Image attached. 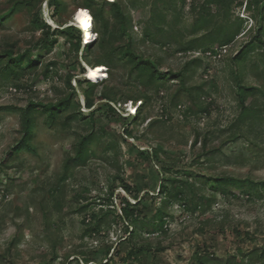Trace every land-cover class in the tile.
<instances>
[{
    "label": "rangeland",
    "instance_id": "rangeland-1",
    "mask_svg": "<svg viewBox=\"0 0 264 264\" xmlns=\"http://www.w3.org/2000/svg\"><path fill=\"white\" fill-rule=\"evenodd\" d=\"M58 1L53 16L54 0H0V264L98 263L112 254L111 264H123L135 245L147 251L127 264H264V46L250 44L257 34L264 39V0L208 7L219 22H227L229 8L231 23L242 26L217 51L222 56L209 53L221 48L217 44L183 48L204 33L195 31L204 0H109L120 4L122 16L105 0ZM82 9L93 17V37L86 42L79 32L77 51L67 32L78 33L71 26ZM154 9L163 12L156 22L165 29L148 35ZM128 48L159 73L183 77L145 85L149 71L140 77L133 70ZM8 50L22 56L14 61L16 74L3 68ZM242 50L244 59L236 63ZM194 58L200 61L187 68ZM97 64L106 66L107 77L91 80L95 106L88 108L85 73ZM237 72L245 85L259 87L247 104L263 110L240 127ZM103 94L107 98L98 100ZM67 98L54 120L43 109L31 112L35 127L24 143V109ZM109 101L115 111L105 105ZM132 104L142 108L139 119L130 116ZM85 135L88 159H77L65 175V161ZM221 176L255 183L215 191L209 178ZM120 178L135 185L136 197ZM163 182L184 191L166 208V231L149 234L138 224L127 239L128 223L105 212L127 197L140 200V218L152 221L165 202ZM190 186L196 195L214 196L211 205L186 207ZM103 214L100 229L89 231Z\"/></svg>",
    "mask_w": 264,
    "mask_h": 264
},
{
    "label": "trees",
    "instance_id": "trees-1",
    "mask_svg": "<svg viewBox=\"0 0 264 264\" xmlns=\"http://www.w3.org/2000/svg\"><path fill=\"white\" fill-rule=\"evenodd\" d=\"M159 5L162 3V0H159ZM106 3L110 4L112 8H115L119 16H122V10L120 7V4L117 1H109L105 0ZM230 0H204V3L201 6V13L200 16L196 20V27L195 31H204L203 34L200 36H197L191 40L189 43V46L183 47L185 50H193L196 48H202V49H207L209 45H214L217 44L216 46H224V45H229L231 44L240 34L242 31V26H234L233 23H231V18L229 14V8H227V12L224 13L225 17L227 18V22H219L216 20L217 16L215 14H211L209 11L210 9L208 8L211 4L215 3L218 5H221L223 7H227V4H229ZM60 5V1L54 0V6L52 7V15L55 16L56 11L58 9V6ZM15 9V8H14ZM264 13V9L262 10ZM264 15V14H263ZM97 15L94 17L96 19ZM163 17V12H157L156 9L153 10V15H152V24L147 31L148 35L155 34L159 31H164V26H160L156 22V18L162 19ZM45 26L48 27L49 31L52 27L50 24H46ZM71 29L73 30H78L77 34H73L71 32H67L72 38H74L75 41V46L77 51L82 47L81 44V37L80 33L81 32L76 26H71ZM47 31L49 34L50 32ZM61 30L59 28L55 29L53 33H58ZM261 31V28H260ZM259 31V32H260ZM196 33V32H195ZM83 39V38H82ZM44 42V41H43ZM255 42H258L262 46H264V39L260 34H257L253 36L252 40L250 41V44H254ZM48 45V44H47ZM87 47V46H86ZM85 48V47H83ZM244 50L238 52L234 56V61L236 63L240 62L241 60L244 59L243 56ZM6 55L9 57V62L4 65V70H8L10 72H13L14 74L17 73L15 70L14 66V61L16 59H22V56L19 57H14V52L12 50H8L6 52ZM125 55L130 56L132 61H134L133 64V70H138L140 73V77L144 76L145 72L149 71L148 74V79L146 80L145 85H151L154 83L157 79L159 78H181L183 77L184 73L183 72H171V71H164L159 73L158 70L153 69L154 65L149 59H141L137 54H135L130 48L125 52ZM3 57V54H0V61ZM198 61H200V58H194L187 64V68L191 64H195ZM12 63V65H11ZM35 66L34 63L29 64V67ZM186 68V69H187ZM236 84H237V89H238V95H239V100H240V105H241V113L237 118V124L239 127L247 122H251L252 119L258 118L259 115L263 113V110L261 108H253L250 105L247 104V97L256 92L259 87L258 86H248L245 85L238 72L236 73ZM93 79L85 78V81L90 83V87L86 89V105L88 108H93L95 106V99L92 97V90L94 88V83L91 81ZM107 96L105 94L101 95L98 97V100H103L106 99ZM147 100H142V104L146 103ZM69 102L68 98L61 100L57 104H44V103H34L31 102L28 108L24 109V115H23V132H24V143L29 142V135L33 131L35 127V120L32 117V111L38 110V108L43 109L49 113V118L54 120L58 116V113L61 109V107ZM109 109L114 110V106L109 102L105 104ZM30 109V110H29ZM102 109V108H100ZM205 109V108H203ZM207 109V108H206ZM94 111V110H93ZM142 113V108L138 107L137 111L135 114H132L130 116L134 117V120L139 119L141 117ZM94 112L91 113L93 115ZM130 133V132H129ZM238 134L234 135V138H237ZM89 139L90 135H85L81 138V140L77 144V152L76 155L73 157H69L64 164V174L68 175L70 170L75 164V161L77 159L81 160L82 162H86L89 156ZM21 146L17 148V150H20ZM153 155L159 158V153L158 150H155L153 152ZM212 181V186L215 191L222 190L223 192H228L227 188L225 187L228 184H239L241 186L246 185V183L253 184L255 183L252 179H242V178H237L235 176H221V177H211L209 178ZM166 180V179H165ZM120 182L125 188V190L131 194L133 197H136V192H135V185L128 182L124 178H120ZM166 182V181H165ZM163 182L162 184V190H160L162 193L165 194V202L162 207H160L157 210V216L152 219L150 222H146L143 220V218H140L139 213L136 210L138 204L140 203V200L137 203H133L129 198L123 197L120 203V208L117 209V207L113 204V207H109L108 210L105 212L106 216H110L112 218V221H117V219H122L123 221L127 222L128 227H127V239H131L137 234V229H138V224L145 227L147 230V233L153 234L154 232L158 231L160 233H163L166 231L165 224H166V216H168L166 212V208L168 205H170L175 199H180L181 197L184 196V191L182 187L175 186V188L169 189V187L166 185V183ZM264 186V182H260ZM188 184V182H187ZM225 185V186H224ZM190 190L193 193V195L188 196V200L184 205L186 207H189V209H192L193 211H196L198 209L203 208L205 205H211L212 201L215 199L214 196L207 197L205 195H196L194 194V190L192 186H190ZM249 190V193H251V190ZM187 198V196L185 197ZM189 205V206H188ZM191 207V208H190ZM104 214L99 217L98 222L95 224L94 227L90 228L89 231H98L101 227L102 221ZM129 220L131 223H129ZM147 251V248L144 245L140 246H133L130 250H128L125 259L123 261V264H127L128 259L135 258L138 259L141 256L145 254ZM115 252V251H114ZM264 254V250L262 251ZM113 254L111 255V258L107 259L105 262H98V263H86V264H111L113 260ZM196 257L202 262L203 256L201 254L197 253ZM209 259L206 258V261ZM229 264H244V260H239L237 261L236 259L233 262H229Z\"/></svg>",
    "mask_w": 264,
    "mask_h": 264
},
{
    "label": "bare ground",
    "instance_id": "bare-ground-1",
    "mask_svg": "<svg viewBox=\"0 0 264 264\" xmlns=\"http://www.w3.org/2000/svg\"><path fill=\"white\" fill-rule=\"evenodd\" d=\"M51 20V18H50ZM73 25H75L82 33L83 39L86 42L91 41L93 34H92V21L91 15L84 9L80 10L74 20ZM106 66L103 64H97L94 66L88 65L87 68V77L93 80H104L107 77L106 73ZM133 111H137L135 105H131V109Z\"/></svg>",
    "mask_w": 264,
    "mask_h": 264
},
{
    "label": "built area",
    "instance_id": "built-area-1",
    "mask_svg": "<svg viewBox=\"0 0 264 264\" xmlns=\"http://www.w3.org/2000/svg\"><path fill=\"white\" fill-rule=\"evenodd\" d=\"M91 15V14H90ZM91 21H93V17H92V15H91ZM222 47L223 46H221V48H216V50H214V51H210L209 53L211 54V55H213V54H219V56H222V54L221 53H218L217 51H223V49H222ZM87 74L85 73V76H86ZM86 78H88L87 76H86ZM131 111H133V110H131ZM128 113V112H127ZM129 114V113H128Z\"/></svg>",
    "mask_w": 264,
    "mask_h": 264
}]
</instances>
